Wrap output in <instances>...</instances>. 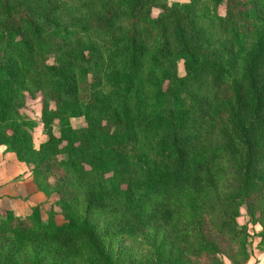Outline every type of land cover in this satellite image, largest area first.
Returning <instances> with one entry per match:
<instances>
[{
    "label": "trees",
    "instance_id": "1",
    "mask_svg": "<svg viewBox=\"0 0 264 264\" xmlns=\"http://www.w3.org/2000/svg\"><path fill=\"white\" fill-rule=\"evenodd\" d=\"M0 147L48 203L45 220L0 215V264H126L120 240L143 264L247 261L242 207L264 242V0H0Z\"/></svg>",
    "mask_w": 264,
    "mask_h": 264
},
{
    "label": "rangeland",
    "instance_id": "2",
    "mask_svg": "<svg viewBox=\"0 0 264 264\" xmlns=\"http://www.w3.org/2000/svg\"><path fill=\"white\" fill-rule=\"evenodd\" d=\"M188 0H168L169 4L172 3H187ZM224 3L220 5V7L218 8V15H220L221 17H223L225 15V7H224ZM159 11L154 9L152 11V17H156L158 15ZM48 63H53L52 59H48ZM177 74L178 76L182 77L184 76V70H183V66L182 63L179 62L177 64ZM41 98V97H40ZM39 96L35 97L34 99H31L30 96H28V94L25 96V103L26 105L24 106V108L20 111L21 114V119L25 122H29L27 128H29L30 126H34V131H33V135L35 137V141L34 144L37 148L38 142H40L42 140V138H45L43 135V131L41 128V120H42V109H41V100H40ZM45 102L46 104L51 107H53V103L52 101L49 102V98L46 97ZM45 118V117H44ZM72 125L74 127H83L85 126V123L82 121H74L72 120ZM54 133L57 134L58 129L54 128L53 129ZM5 148L4 147H0V153H4ZM31 168V166H30ZM50 183L53 182V179H50L49 181ZM44 195V194H43ZM57 196L56 195H52V199L49 200V203L54 202V200H56ZM47 202V201H45ZM52 202V203H53ZM2 208V209H1ZM41 213H42V217L43 220L46 219L47 216V210L46 208H41ZM7 212L6 207H0V215L4 216L5 213ZM258 217V215H257ZM238 223L239 226L241 228H243L242 230H245L247 232V236H245V240H246V256L248 258L247 261L244 262V257H240V263L241 264H264V242H260V238H259V233L262 231V228L257 220V222L255 224L250 223L249 221V217L246 213V210L244 207L241 208L240 210V217L238 218ZM150 234V233H149ZM121 242V247L123 248V250L127 253L125 260H126V264H143L142 261H140V259L143 258V256H146V252L145 251H138L137 245L134 242H131L129 240H120ZM114 245H117V242L114 243ZM234 250L237 249V246H235L233 248ZM232 247H229V251L228 253L231 251L232 252ZM228 253H224L221 255V260L223 262V264H234L233 261H231V259L228 256ZM241 255V254H240ZM242 256V255H241ZM244 256V255H243ZM243 261V262H242ZM123 263V259L121 261ZM145 264V263H144Z\"/></svg>",
    "mask_w": 264,
    "mask_h": 264
},
{
    "label": "crops",
    "instance_id": "3",
    "mask_svg": "<svg viewBox=\"0 0 264 264\" xmlns=\"http://www.w3.org/2000/svg\"><path fill=\"white\" fill-rule=\"evenodd\" d=\"M45 201L46 196L33 182L30 168L0 153V207L5 206L16 217L24 218L29 207L47 208Z\"/></svg>",
    "mask_w": 264,
    "mask_h": 264
}]
</instances>
